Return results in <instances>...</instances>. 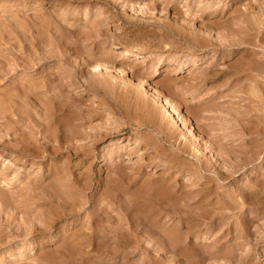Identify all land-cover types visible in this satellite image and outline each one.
I'll return each mask as SVG.
<instances>
[{"label": "rangeland", "instance_id": "1", "mask_svg": "<svg viewBox=\"0 0 264 264\" xmlns=\"http://www.w3.org/2000/svg\"><path fill=\"white\" fill-rule=\"evenodd\" d=\"M263 9L0 0V264H264V86L246 91L264 83ZM245 145L260 159L233 172L224 152Z\"/></svg>", "mask_w": 264, "mask_h": 264}, {"label": "bare ground", "instance_id": "2", "mask_svg": "<svg viewBox=\"0 0 264 264\" xmlns=\"http://www.w3.org/2000/svg\"><path fill=\"white\" fill-rule=\"evenodd\" d=\"M250 5V4H249ZM245 6V5H244ZM36 7V6H35ZM249 7V6H248ZM247 7V8H248ZM252 8V7H251ZM250 8V9H251ZM5 9V8H4ZM244 9L247 11V9H246V6L244 7ZM264 10V9H263ZM6 11V10H5ZM244 11V10H243ZM246 11H244V12H246ZM260 18V17H259ZM260 20V19H259ZM248 23H249V21H248ZM247 23V24H248ZM243 25V24H242ZM250 25V24H249ZM259 25H264V21H262L261 20V22H260V24ZM230 27V26H229ZM245 28V29H244ZM243 29L244 30H247L246 28H249L248 26H246V27H244ZM232 29V28H231ZM203 30V29H202ZM242 30V29H241ZM243 31V30H242ZM236 39V38H235ZM233 40V39H232ZM232 43V42H231ZM225 44V43H224ZM263 46V45H262ZM133 50V49H132ZM132 50H130V49H126V48H124V49H121L120 50V57H122V58H125V57H131V58H133V60H139V59H144L145 57H147V56H149L150 54H148V53H140V52H133ZM151 56V55H150ZM262 66H264V65H262ZM262 66H261V68H262ZM260 68V67H259ZM258 67L256 68V69H259ZM57 69H58V67H57ZM264 68H262V70H263ZM260 71V70H259ZM258 71V72H259ZM262 72H264V71H261L260 73L262 74ZM158 73H157V71H154V77L155 76H158L157 75ZM109 75V74H108ZM249 75V74H248ZM119 76V75H118ZM261 78H264L263 77V75L261 76V75H259ZM257 77V76H256ZM132 78V77H131ZM122 79V78H121ZM129 80V79H128ZM257 80V79H256ZM259 81V80H258ZM262 81L264 82V80L262 79ZM14 82V81H13ZM134 82H135V80H134ZM133 82V83H134ZM256 82V81H255ZM252 83L253 85L250 87V88H248L249 87V85H248V89L246 88V91L248 90V91H250L249 93H251V94H255L256 95V98L258 97H260V95L261 96H263L262 94H261V89H260V85L263 87L264 86V83H263V85L262 84H259L260 82H258V83ZM134 85V84H133ZM136 85L137 86H140V87H142L143 85H145V84H143V83H139V82H137L136 83ZM136 86V87H137ZM146 86V85H145ZM29 87V86H28ZM135 87V86H134ZM140 87H139V89H140ZM146 90V89H145ZM152 91V94H153V99L155 100V102H156V104L158 105L159 104V107H161L162 109H165L168 113H170L171 114V116H173L172 117V119L173 120H175V122H177V123H180V126H182L183 128H185L186 129V133L185 134H183V137L182 138H185L186 140H187V142H193L192 143V145L194 146L195 145V151H196V153H197V159H199L200 160V158H201V156L203 155V153L206 151V146H203V143H202V137L198 134V133H196L195 131H194V129H193V127L191 126V125H186L185 123V119H182V118H179V116L176 114V112L175 111H173L171 108H170V106L168 105V103L164 100V98H163V96L160 94V93H158V92H156V90H151ZM245 91V92H246ZM264 93V92H263ZM248 94V93H247ZM246 94V95H247ZM251 94H249V95H251ZM24 97H25V99L27 98V95H24ZM259 101H262V100H259ZM263 102V101H262ZM260 105H263V104H261L260 103ZM264 106V105H263ZM262 106V107H263ZM171 109V110H170ZM260 109H262V108H260ZM160 110V109H159ZM163 112V111H162ZM213 113V112H212ZM263 116V115H262ZM238 123V122H237ZM236 126H238V125H236ZM241 126V125H240ZM243 127H244V125H243ZM246 128H249L248 126H246ZM245 128V129H246ZM251 128V127H250ZM184 130V129H183ZM231 130H233V128L231 129ZM243 130L244 129H242V131L241 132H243ZM247 130V129H246ZM261 130V129H260ZM251 130H249L248 132H250ZM236 132V131H235ZM251 132H254V131H251ZM264 132V131H263ZM247 134V133H246ZM259 135L261 134V131H260V133H258ZM14 135V134H13ZM54 135V134H53ZM264 135V133L262 134V136ZM230 136V135H229ZM56 137V136H55ZM264 137V136H263ZM217 139H219V138H217ZM232 139V138H231ZM233 139H234V136H233ZM237 140V139H236ZM236 140H233L234 142L236 141ZM247 140V139H246ZM262 140H263V138H262ZM262 140H260V142L262 141ZM198 142V143H197ZM238 142V140L236 141V143ZM235 143V144H236ZM238 144H236V146H237ZM242 147H240V149H241ZM248 145L246 146L245 145V148H243V150H238V149H234V150H232V149H230V150H232L233 152L232 153H228L227 152V150H226V152H224V154L225 155H227L228 157V159L226 160L227 162H230V164H231V166L233 165V167H234V170H233V172L235 171V172H240V171H243V170H247L248 168H250V166H253L254 164H256V163H254L257 159L259 160L260 158H258L257 156H259L257 153H258V151L255 153H253L252 154V152H251V150H248ZM250 149V148H249ZM260 151V150H259ZM230 152V151H229ZM239 152H241V154H243V155H248L249 153H251V154H249L250 156L249 157H244V156H238L237 154L239 153ZM260 153V152H259ZM6 154V153H5ZM256 154H257V156H256ZM126 155V154H125ZM10 157V156H9ZM9 160V159H8ZM229 160V161H228ZM231 160V161H230ZM12 161H16V160H12L11 159V162ZM262 161V160H261ZM261 161H260V163H261ZM260 165H262V164H260ZM213 167V166H212ZM232 167V168H233ZM264 167V163H263V166H262V168ZM83 170V169H82ZM232 170V169H231ZM262 170H264V168L262 169ZM83 172V171H82ZM232 171L230 172V174L232 173L233 175L235 174V173H233ZM186 173V172H185ZM225 173V172H224ZM224 173H220V172H217V170H216V172H214V174L215 175H217L218 177H220V175L222 176L221 177V179H219V180H225L229 175L227 174H224ZM80 174V173H79ZM86 174V173H85ZM231 174V175H232ZM262 175H263V179L262 180H260L259 179V181H257V185H256V183H255V185H254V183L251 185V183L250 184H246V186L245 185H243V187H241L240 189H239V191L238 190H236V192H238V193H236V195H239V197L241 196L242 197V199L245 201V202H247L246 201V199H244L245 197V190H247V191H249V189L253 186V187H255V186H257V188L259 187V186H261V187H264V171L262 172ZM259 176V175H258ZM230 177V176H229ZM228 177V178H229ZM217 178V177H216ZM64 180V179H63ZM217 180V179H216ZM88 181V180H87ZM218 182V181H217ZM251 185V186H250ZM252 187V188H253ZM253 189H255V188H253ZM250 190H252V189H250ZM246 191V192H247ZM225 198L226 197H228V198H226V201H228V200H234L233 202H237L238 201V199H237V201H236V199H235V195H225L224 196ZM207 198V197H206ZM237 198V197H236ZM221 202V201H220ZM227 203V204H230V205H232L231 207H235V206H239V207H241V208H243L244 207V203L243 204H241V203H239V201H238V204L237 203ZM261 202V201H260ZM259 202V203H260ZM264 203V202H263ZM219 204V202H216L214 205H218ZM226 204V205H227ZM249 204V203H248ZM258 204V203H257ZM214 205H212V206H214ZM220 205V204H219ZM209 206V205H208ZM245 206H246V204H245ZM228 207V206H227ZM114 211V210H113ZM62 229V228H61ZM96 245V244H95ZM12 257V256H11ZM13 259H14V257H13Z\"/></svg>", "mask_w": 264, "mask_h": 264}]
</instances>
